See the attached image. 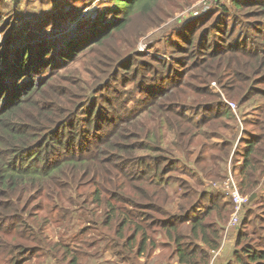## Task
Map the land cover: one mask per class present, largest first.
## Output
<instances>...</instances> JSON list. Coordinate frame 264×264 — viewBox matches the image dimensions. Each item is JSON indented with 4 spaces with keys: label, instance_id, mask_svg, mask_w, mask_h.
Listing matches in <instances>:
<instances>
[{
    "label": "trees",
    "instance_id": "trees-1",
    "mask_svg": "<svg viewBox=\"0 0 264 264\" xmlns=\"http://www.w3.org/2000/svg\"><path fill=\"white\" fill-rule=\"evenodd\" d=\"M160 1L110 0L112 6L106 10L112 16L100 14L87 25L75 26L71 32H54L49 39H34L36 44L27 41L15 49L0 52V264H25L30 260L27 256L30 251L51 245L56 248L57 261L59 253H71L66 242L77 243L75 234L86 232L92 225H97V229L103 226L113 235L116 245L111 248L112 252L127 264H150L149 259L157 249L156 241L148 233L150 229L157 233L153 225L161 227L160 235L170 239L180 264H210L214 252L221 246L224 250L228 242L222 245L227 229L225 222L230 213L226 208L222 214L218 212L224 196L211 194L210 205L200 215L191 214V200L172 212L175 203L169 200L171 195L168 197L166 188L152 180V176L162 177L166 169L160 165L161 156L155 155L162 149L158 138L162 137V127L166 125L177 136L175 148L167 150L169 158L179 151L180 159L192 162L195 174L203 177L202 184L210 180L209 172L216 166L223 169L228 164L235 136L228 137L223 144L221 156L207 155L205 144L195 142L192 132L178 137L182 121H173L174 114L180 112L175 107L179 97L171 92L172 82L177 78L174 73H181L177 67L191 60L186 72L199 71L198 80L203 83L209 84L212 74L220 78L227 72L235 74L228 85L241 79V89L237 86L239 91L232 92V98L240 100L241 92L242 95L247 91L257 92L255 85H264V0H232L231 6H224L210 24L205 22L192 30L188 46L178 48L183 54L170 56L173 61L163 64V74L159 77L163 80L150 84L143 99L133 109L126 108L125 114L124 108L118 105L128 95L113 92L111 98L119 110L112 113L108 107L113 104L112 100L104 97L108 106L102 103L103 96L95 83L87 84L83 74L75 78L76 85L69 78L60 77L61 71L90 47L84 66L98 80L108 77L107 82L111 84L123 68L135 66L140 71L143 66L141 60L132 57L136 54L134 50L118 59L114 68L111 62L105 61L106 54L90 60L88 56L125 30L133 13L149 12ZM59 18L60 15L55 16L51 22L56 24ZM45 19L47 23L50 18ZM42 24L41 20L24 19L23 28L32 34L43 28ZM197 30H200L198 39L194 36ZM120 61L122 67L118 66ZM148 100L149 106L143 107ZM157 106L159 115L154 110ZM134 110L136 120H133ZM232 115L231 112L228 117L233 119ZM214 126L211 123L202 134L208 138L220 135L209 131ZM135 148L147 153L134 155ZM123 164L132 167L135 174L126 172ZM111 168L112 176L107 178ZM238 177L242 191L249 193L252 202L261 203L264 199V117L259 132L247 141ZM137 180L141 186L133 184ZM138 197L144 201H138ZM117 203L138 209L140 223L128 208L117 212ZM92 205L95 213L89 209ZM155 212L165 217L157 218ZM33 213H41L47 219L43 228L38 229L41 223L31 218ZM250 215L253 212H249L245 225L236 235L229 260L232 262L228 264H264V216ZM51 216L59 227L54 244L48 241L46 232ZM206 218L213 220L205 224ZM183 223H189L185 233L180 228ZM247 225L249 230H245ZM72 227L77 231L75 234L70 231ZM68 264H81L80 257L73 255Z\"/></svg>",
    "mask_w": 264,
    "mask_h": 264
},
{
    "label": "rangeland",
    "instance_id": "rangeland-1",
    "mask_svg": "<svg viewBox=\"0 0 264 264\" xmlns=\"http://www.w3.org/2000/svg\"><path fill=\"white\" fill-rule=\"evenodd\" d=\"M231 2L232 0H161L149 12L137 10L131 15L129 24L125 30L116 33L112 39L107 40L101 48L91 53L88 57L90 60V58H96L101 54H106L105 61L111 62L114 68V64L118 59L124 57L129 50H134L136 54H132V57L141 60L143 66L140 71H136L135 66L131 68L128 66L129 69L123 68L119 75H115L119 77L114 81L112 79L111 84L107 82L108 77L98 80L96 77L89 75V69H86L84 66L85 56L92 50H90V47L86 51L81 52L76 60L69 63L65 67V70L61 71L60 77L63 80L69 78V81L76 85L75 78H78L79 74H83L87 84H90L91 81L95 83L96 90L100 91L98 92L100 96H103L101 97L102 103L106 105L104 97L112 100V105H106L112 113L119 110L116 109L117 105H115L114 99L111 98V95L114 94L113 92L120 91L121 94L128 95L118 105L124 108L122 113L125 114L128 112L126 108L133 109L137 105V102L143 99L144 93L148 87H151L150 84L154 83L157 79L163 80V78H159L163 74V64L173 61V59H170V56L174 58L183 54L181 49L178 48L179 46H188L187 40L192 37L191 31L196 27H200L205 22L210 24L219 15L224 6H231ZM107 6H112L110 0H0V25L2 24L0 26V52L4 49H15L27 41L36 44L37 41L35 43L34 39H49L50 34L54 32H71L70 30H73L75 26L84 23L87 25L90 20L97 18L100 14L109 13V16H112L110 11L106 10ZM59 15L61 18L58 21L56 20V24L52 23L51 19L55 16L59 17ZM45 17H49L50 22L47 21V23H44L46 21ZM210 17L212 19L209 20ZM30 18L33 21L41 20L43 28L40 30L36 29L32 34H28L29 30L23 28V26L24 19ZM7 24L8 26L5 28ZM194 36L196 39L200 38V30H197ZM185 54L187 56V53ZM53 56L56 55H51V57ZM188 62L191 63V60L185 61L177 67L181 73H174L177 78L172 82L174 89H171L172 94L179 97V102H176L177 105L175 107L180 114H174L173 117V121L175 122L182 121V126H178V137H183L186 133L189 132L191 134L192 132L195 134V142L199 145L205 144L204 149L207 155L213 154L221 156L223 144L231 136H235L231 156L228 164L223 169L219 165L216 166L213 171L209 172L210 180L202 184L200 179L203 177L197 173V175L195 174L192 162L187 163L185 158L180 159L181 153L179 151L173 153V156L169 158L170 155L167 150L175 148L177 136L173 130L164 125L162 127V137L158 138L161 141L162 149H158L159 153H156L155 156H161L160 165H165L166 169L162 177L152 176V180L160 184L161 187L164 186L166 188V195L168 197L171 195L169 200H174L175 203V208L172 212H176V208L182 206L181 204L183 202L191 200V214L198 215L205 210L207 204L208 206L210 205L208 202L211 194H220L215 190L216 188L214 189L212 186L206 187V185L211 184L212 181H222L219 179L226 176L230 165L232 171L236 175L239 174L247 141L252 138V134L258 133L261 126H263L264 85L261 83H257L256 85L252 84L258 88V91H247L244 95L241 92L238 94L240 97V100H238L232 98V92L239 91L237 86L241 89V79L228 85V81L233 79L235 74L227 72V75L224 73L220 78H215L214 74H212V81L206 84L198 80L199 71L195 72L192 70L186 72L185 68ZM118 66H123L121 61ZM137 74H139L138 77ZM227 101L237 104L235 110L230 108V111H228ZM149 104L150 100L144 103L143 107H147ZM158 109V106L155 107L154 110L156 113ZM231 112L233 113V119L228 117ZM135 114H137L136 110H134L133 120H136ZM157 115L159 114L157 113ZM142 118L143 115L140 117V121H142ZM211 123H214L215 126L209 131L220 135L214 134L212 138H208L202 133L205 132L204 129ZM139 141L143 140L140 139ZM134 152V155H145L147 153V151L142 149L137 150L136 148ZM197 154L198 152L192 155L191 158L194 159ZM207 163L211 164V161H207ZM122 167L125 168L126 172H133L135 174V170L132 167L124 164ZM106 176L107 178H111L112 168L109 169ZM133 184L135 186L142 185L139 180L133 181ZM240 190L242 191V189ZM137 199L140 202L144 201L140 197ZM227 202L228 200L224 198V201L219 203L218 209L220 214L224 212L225 208L230 211L228 219L225 222L226 226L233 210L232 204L228 202L229 205H227ZM115 207L117 212H121V209L128 208L132 211V216L140 223L138 209H132L127 204L120 205L118 203ZM263 207L264 199L258 204L252 202L250 198V202L244 207L242 212V223L239 226L230 228L228 242H226L224 250H216L214 257L219 256L214 260L212 257L210 264H228L232 262V260L230 262L229 260L233 255L236 242L235 238L236 235L238 237L239 231L245 225L243 222H245L249 212H253V215H250L251 217L256 215L264 216ZM89 209L92 210V213L96 211L93 205ZM147 212L151 214V211ZM153 214L157 218L165 217V215L160 213L155 212ZM41 215V213L30 214L32 219L38 220L41 223L38 229L43 228L42 224H46L47 221ZM103 218L104 214L101 220ZM211 219L206 218L204 223H210L209 221ZM54 220V216H51L48 229H46L48 233L46 234L49 236L48 241L51 244L55 243L57 239L56 231H59V227ZM148 223L150 224L151 220ZM188 225L189 223L180 225L184 233ZM92 226L91 229L82 232L80 235L79 233L75 234L77 231L72 227L70 231L76 235L78 242H66L67 249L71 252L70 255L59 253L58 260L56 261V248H53V245L50 247L36 248L28 253L27 256L30 260L25 264H68L69 259L73 255L80 257L81 264H127L126 262H121L120 258L116 257L112 252L111 248L113 245H116L115 241H113V235H110L103 226L98 229L97 225ZM153 226V228L158 230L157 233H153L151 231L152 229L148 233L156 241L157 249L149 259L150 264H159L161 262H166V264H180L176 259L175 247L171 246L170 239L160 235L159 230L161 227ZM249 227L250 225H247L245 230H249ZM74 234L69 233L68 235ZM149 250H151L150 246Z\"/></svg>",
    "mask_w": 264,
    "mask_h": 264
},
{
    "label": "built area",
    "instance_id": "built-area-1",
    "mask_svg": "<svg viewBox=\"0 0 264 264\" xmlns=\"http://www.w3.org/2000/svg\"><path fill=\"white\" fill-rule=\"evenodd\" d=\"M232 106L235 107L236 105L232 103ZM213 186L221 190L223 194L233 202L234 210L228 228L239 225L243 209L249 203V196L241 193L238 182L231 168L227 178L222 182H214Z\"/></svg>",
    "mask_w": 264,
    "mask_h": 264
},
{
    "label": "clouds",
    "instance_id": "clouds-1",
    "mask_svg": "<svg viewBox=\"0 0 264 264\" xmlns=\"http://www.w3.org/2000/svg\"><path fill=\"white\" fill-rule=\"evenodd\" d=\"M227 104L230 106V108L232 109H234L235 110V108L237 107V104L236 103H233V104H235L236 106L235 107H233L232 106V103H229V101H227ZM230 168H231V165L229 166V170H230ZM229 170L227 171V173H226V176L224 177V178H222V179H219V180H225L226 178H227V176H228V174H229ZM231 170H232V168H231ZM234 173V172H233ZM234 175H235V177H236V180H237V182H238V185H239V188L241 189V187H240V183H239V177H238V175H236L235 173H234ZM217 181V180H216ZM222 181H220V182H222ZM214 182L215 181H212L211 182V186L215 189V187L213 186V184H214ZM215 190H217L219 193H221L223 196H224V198H226L231 204H232V206H233V202L229 199V198H227L224 194H223V192L221 191V190H219L218 188H216ZM241 191V190H240ZM241 193L242 194H244L242 191H241ZM244 195H246V196H249L248 194H244ZM249 202H250V196H249ZM233 210H234V208H233ZM233 210H232V213H233ZM244 210V209H243ZM232 216V215H231ZM242 216V215H241ZM231 218V217H230ZM242 218V217H241ZM230 221V220H229ZM242 223V219H241V222H240V224ZM228 224H229V222H228ZM228 224H227V229L225 230V232H224V236H223V238H224V240H223V243H225L227 240H228V235H229V233H230V228H228ZM239 224V225H240ZM239 225H237V226H239ZM220 249H222V251H223V247L221 246L218 250H220ZM215 253V252H214ZM217 257V256H216ZM216 257H214V255H213V260L214 259H216Z\"/></svg>",
    "mask_w": 264,
    "mask_h": 264
},
{
    "label": "crops",
    "instance_id": "crops-1",
    "mask_svg": "<svg viewBox=\"0 0 264 264\" xmlns=\"http://www.w3.org/2000/svg\"><path fill=\"white\" fill-rule=\"evenodd\" d=\"M53 13H55V11H53ZM47 19H49V17H47Z\"/></svg>",
    "mask_w": 264,
    "mask_h": 264
}]
</instances>
